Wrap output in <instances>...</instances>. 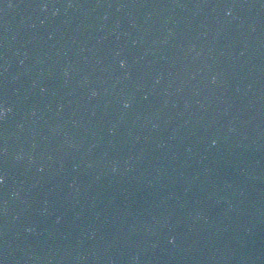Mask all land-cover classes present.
I'll list each match as a JSON object with an SVG mask.
<instances>
[{
    "label": "water",
    "instance_id": "obj_1",
    "mask_svg": "<svg viewBox=\"0 0 264 264\" xmlns=\"http://www.w3.org/2000/svg\"><path fill=\"white\" fill-rule=\"evenodd\" d=\"M0 264H264V0H0Z\"/></svg>",
    "mask_w": 264,
    "mask_h": 264
},
{
    "label": "clouds",
    "instance_id": "obj_2",
    "mask_svg": "<svg viewBox=\"0 0 264 264\" xmlns=\"http://www.w3.org/2000/svg\"><path fill=\"white\" fill-rule=\"evenodd\" d=\"M121 63H123V61Z\"/></svg>",
    "mask_w": 264,
    "mask_h": 264
}]
</instances>
